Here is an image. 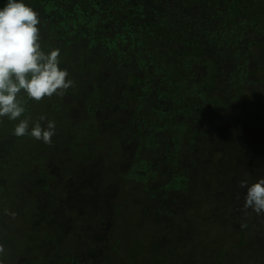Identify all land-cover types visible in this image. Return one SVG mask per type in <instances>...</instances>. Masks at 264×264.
<instances>
[{"label":"trees","instance_id":"1","mask_svg":"<svg viewBox=\"0 0 264 264\" xmlns=\"http://www.w3.org/2000/svg\"><path fill=\"white\" fill-rule=\"evenodd\" d=\"M23 2L40 19L47 15L46 22H55L53 33L41 34L42 49H60V67L75 86L62 98L25 105L20 119H29L30 129L42 111L54 114L41 122H55L51 146L16 137L19 121L0 122V222L11 227L5 212H15L24 215L20 225L26 229L9 233L0 226L3 264H95L102 242L118 257L100 263L123 264L119 247L106 240L116 218L100 209L101 181L109 200H118L120 185L130 181L132 211L149 222L147 246L162 256L175 246L172 264H254L242 259L244 253L264 264V215L241 213L247 188L239 187L264 179V0H184L186 14L175 20V29L145 8L141 40L121 31L122 21L111 29L115 35L108 33L101 13L80 9L77 0H66L63 8L58 0ZM6 3L0 0V9ZM151 31L162 33V45L148 40ZM6 171L29 183L13 191L3 184ZM79 195L81 204L75 202ZM196 201L212 209L198 218V228H187L185 222L199 224L192 215ZM115 207L116 213L123 209ZM80 214H88L87 222ZM160 223L165 233H158ZM86 224L85 242L71 246ZM196 232L204 238H195ZM187 233L191 253L182 248ZM253 236L263 241L255 245Z\"/></svg>","mask_w":264,"mask_h":264},{"label":"rangeland","instance_id":"2","mask_svg":"<svg viewBox=\"0 0 264 264\" xmlns=\"http://www.w3.org/2000/svg\"><path fill=\"white\" fill-rule=\"evenodd\" d=\"M48 1H54V0H48ZM65 1L66 0H58V2H56L55 5H61L63 8V7H65ZM77 1L79 2L80 9H82V10L91 9L89 11L91 13H96V12L101 13L99 16L97 15L98 19H100L102 21L103 25H106L109 27V29L107 30L108 33H112L111 29H116V26H114V25H117V28L120 27L121 25L119 26V23H120V21H122L123 23H122L121 31H132L133 34H136L135 35L136 40H141L142 36H139L138 33L143 35V31H144V29H141L142 28L141 19L143 18V9L146 8V9H148V11H154V13L156 15L160 14L159 18L162 17L161 18L162 24L167 29H170V28L175 29L176 26L173 24L175 22V20L180 19L181 16H184L183 14H186L184 7H182V2L184 0H77ZM74 2H76V0H74ZM153 2H155V5L153 4ZM50 3L51 2H48L47 5L43 8V12H46L50 9L49 8ZM158 8L160 10V13H158V11H157ZM71 11H74L73 7H72ZM127 11H129V12H127ZM85 14L86 13H83V15H85ZM46 16L47 15H44L43 17L41 16V25L39 26L40 30H41V34L53 33L55 30V26H54L55 22H53V23L46 22L44 19ZM94 16L96 17L95 14H94ZM244 18L245 17H243V19ZM246 18L249 19V17H246ZM239 22H241V16H239ZM209 23L211 26H213L215 24V22L211 21V20H209ZM198 24L201 27H203L201 23H198ZM70 27L71 26H68V28H70ZM234 29H235V27L232 28V30H234ZM196 30H199V27L197 25H196ZM118 32H119V30H118ZM116 34H117V30H116ZM161 34L162 33L156 34L155 32L151 31V33L146 34V36L148 37V40L150 39V41L152 42L153 45L160 46V45H162V42H160V40H159V36H161ZM256 34L259 35L260 33H256ZM113 35H115V34H113ZM164 38H165V36H164ZM199 38H201V36H199L198 39ZM155 40H158L157 43L154 42ZM126 43H130V41H128ZM204 45L205 44H203V46ZM141 49H142V47H141ZM42 112H43V115L47 116L48 118L53 119L54 114L51 113L52 111L45 110ZM28 114H30L32 117H34L35 112L29 110ZM216 134L219 135L220 132L216 130ZM9 150H8V152H9ZM8 167H10V166L7 165V169H8ZM1 169H2V164L0 163V170ZM20 172H22V171H20ZM18 174H20V173H12V172L6 171L5 176H7L6 177L7 180L3 184L4 185H10L12 190L15 191L17 189L18 184L21 183V185H23V184L25 185V184L29 183V180L24 179L22 177L23 175H21V180H15L14 181L12 179V177L16 176ZM3 176L0 177V182L2 181ZM92 176H93V174H92ZM106 185L107 184H105L104 181H101L100 183H98V185H96V186L100 187V192H101L100 195H98V197H97L98 199L100 197V209H104L105 211L108 212V214H111V217L116 218L115 220H113V222H110L111 226L107 232L108 235H107L106 240H110L112 242V244L114 243L116 245V247H119L118 252L121 251L120 257L123 261V264H172L171 261L173 260V258L176 257V256H173L175 253V250H176L175 246H171V245H170V247L168 246L170 257L167 255L162 256L161 251L153 252L147 246V244H148L147 238L149 236L146 234L150 231L149 222L144 217H142L140 215V213L137 211V209H135L134 212L132 211V204L135 202L136 196L130 188V181L126 182L125 185H120V191L117 192L118 193V200L116 198H114V200L108 199L106 193L103 192L105 190ZM234 199L240 200V199H242V197L237 195L234 197ZM82 201H83L82 195H79L77 198H75V202H78V204H81ZM136 204H137V206H136ZM196 204L198 206V209H196L197 214L194 213L192 215H194V216L197 215V220H198V218L199 219L202 218V215H203L205 209L206 210L212 209V206L206 207L205 202L200 201L199 203H197V201H196ZM116 205L118 208L120 206L123 207V209L118 210L116 213V211H115ZM130 207H131V209H130ZM133 207L138 208V203H135ZM66 208H68V207H66ZM68 212H70V211H68ZM95 214H97L96 215L97 219L102 218V214L100 212L96 211ZM215 214L216 213H213V217L215 216ZM190 215L187 212H185L184 216L187 219H191ZM72 216H75V213L72 214ZM79 216L81 218H84L87 222L88 214H82V215L80 214ZM22 217H24V215H19L15 219L12 218V221H10L11 227H8L5 224H2L1 222H0V226L5 225L6 229H8V231H9V233L15 232L13 230L14 227L17 228L18 232L24 231V230H26L25 226L20 225V222H21L20 218H22ZM258 222H260L259 219L257 221H255V223L257 225H258ZM185 223H187L185 225V227H187V228L191 227L192 225H194V226L201 225V222L199 220H198L199 224H194V222L191 224H189L188 222H185ZM87 224H86V227L84 228V230L79 232L80 234L77 233V240H73V243L71 244V246L77 247V246H80L81 244H83L85 242L83 239V237L85 238V234L83 232L85 230H87V227H88ZM238 224H241V223L240 222H238V223L235 222V224L231 223V225H233L236 230L239 229ZM157 226H158V233L159 234L166 232L165 228H164V224L160 223ZM41 227H42L41 231L44 232L45 226L44 227L41 226ZM197 228H198V226H197ZM49 229H51V228H49ZM100 229H104V228H100ZM256 229L257 228L254 227L251 232L252 233L256 232ZM0 231L3 232L1 229H0ZM225 232H228V231H225ZM27 234H29V233H27ZM159 234L156 236H159ZM73 235H74V233H72L69 236L72 237ZM111 236H112V239H111ZM204 236L205 235H202L201 233L198 235V232H196L194 234V237L195 238L199 237V240H202L204 238ZM38 237H39V235L37 234V238ZM189 237H190V234L187 233L186 236L183 238L182 248L191 253L193 250L191 240H193V239H190ZM230 237L232 239V242H235L237 239L236 234H232ZM249 241H252L253 244L258 245V243L263 241V238L257 239V236H253L252 238L249 239ZM229 245H226V247H228ZM100 246L102 248L100 257L95 259V262L97 264H102V263H100L102 261V258H104L103 262H106L109 260L111 261L112 259H113V261H117L116 257H118V255L115 251H110L107 248L108 245H106L107 246L106 247L104 242H102L100 244ZM202 249H204V248H202ZM236 250L237 249H235V251ZM183 252H185V251H183ZM228 253H231L230 256L234 257L232 254V253H234L233 251L229 250ZM179 254H180V252H179ZM13 257L14 256H12L11 258L13 259ZM170 259H171V261H170ZM239 259H240V257H238V260ZM242 259H244L245 261H247L249 263H252V261H253V263L256 264V261L254 260V258L252 256H250L249 253H244L242 255ZM109 263L113 264L112 262H109ZM184 264H186V263H184Z\"/></svg>","mask_w":264,"mask_h":264},{"label":"clouds","instance_id":"3","mask_svg":"<svg viewBox=\"0 0 264 264\" xmlns=\"http://www.w3.org/2000/svg\"><path fill=\"white\" fill-rule=\"evenodd\" d=\"M40 25L39 12L23 0H7L0 9V122L3 118L19 121L14 127L16 137L30 136L51 146L55 122L48 121L44 127L41 122L46 117L41 115L30 129L29 119H20L26 112L25 105L53 96L62 98L75 85L68 78V70L60 67V49L47 53L42 49ZM239 187L247 188L241 213L247 216L250 209L257 216L264 215V179L251 186L242 181ZM5 214L13 219L17 215L7 211ZM5 252L0 244V256Z\"/></svg>","mask_w":264,"mask_h":264}]
</instances>
